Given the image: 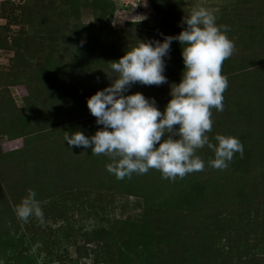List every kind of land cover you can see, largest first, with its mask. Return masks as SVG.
Wrapping results in <instances>:
<instances>
[{
	"label": "rangeland",
	"instance_id": "374dc122",
	"mask_svg": "<svg viewBox=\"0 0 264 264\" xmlns=\"http://www.w3.org/2000/svg\"><path fill=\"white\" fill-rule=\"evenodd\" d=\"M110 2L113 13L106 27L98 19ZM150 2L174 4L163 10L161 22L175 34L194 7L215 10L216 23L228 26L226 34L235 46L221 68L228 78L227 98L234 106L247 105L242 117L212 109L210 140L216 134L236 136L243 156L234 154L221 170L208 166L210 149H198L205 156L204 170L173 182L179 186L191 175L199 183L184 204H166L155 186L142 189L145 179L120 186L99 161H92L98 155L92 157L82 146L70 148L87 154L70 182L55 183L60 177L42 161L59 145L51 146L57 142L52 134L67 147L65 132L90 136L102 127L86 98L110 83L111 60L139 40H161L160 34H167L154 27L160 21ZM258 4L260 0H0V264H264V18ZM97 25L103 27L99 46L111 50L106 62L101 61L104 51L94 57L79 49L83 32ZM170 61L166 58L164 74L172 76L166 75L167 83L134 84L128 91L154 97L163 110L170 85L179 82L183 69V61L177 67ZM55 64L61 67L50 74L47 70ZM70 74L79 86L75 94L69 88L61 96H67L69 106L62 121L41 120L38 113L47 94L55 85L70 84ZM98 77L101 84L92 90L88 85ZM150 171L159 184L166 182L158 170ZM28 189L36 192L42 220L32 216L25 222L16 215Z\"/></svg>",
	"mask_w": 264,
	"mask_h": 264
},
{
	"label": "clouds",
	"instance_id": "9594fccd",
	"mask_svg": "<svg viewBox=\"0 0 264 264\" xmlns=\"http://www.w3.org/2000/svg\"><path fill=\"white\" fill-rule=\"evenodd\" d=\"M216 20L215 10L198 5L182 17L184 26L178 33H161V40H139L137 46L111 60V73L104 71L110 83L86 98L90 114L102 127L90 136L80 130L65 132L68 148L82 146L95 155H107L111 162L106 170L118 180L150 169L169 180L203 171L205 161L197 150L205 146L213 153L208 166L215 169H226L236 153L243 156L238 137L216 134L213 143L208 135L213 127L212 109H224L228 78L221 68L235 47L226 34L228 26ZM174 40L183 45V69L179 82L170 85L169 99L161 110L154 97L128 90L134 84L168 82L166 58ZM15 212L25 222L32 216L42 220L44 215L32 189Z\"/></svg>",
	"mask_w": 264,
	"mask_h": 264
},
{
	"label": "trees",
	"instance_id": "16d2710c",
	"mask_svg": "<svg viewBox=\"0 0 264 264\" xmlns=\"http://www.w3.org/2000/svg\"><path fill=\"white\" fill-rule=\"evenodd\" d=\"M112 3L110 2L109 4L104 5V7L108 9V11L101 13V16L98 19V21L100 22V25L104 24V25H106V27H109V21L111 19L112 13H113V4ZM150 4H151V2H150ZM162 5H164L162 2L159 6H156V4H151V6L153 7L152 9L154 10V12L158 18V21H160L154 27L155 28L157 27L158 29H163L165 31L164 33H167V35H174L175 34L174 32L176 31V29H173V30L170 29L169 30V28H168V30H167V28H165V27L163 28L165 22L164 23L161 22L162 18H163V10L165 8H169V9L174 8V4H173V6L170 4L168 5L167 3L165 6H162ZM258 5L260 6L258 9V12L261 15H263V18H264V0H260V4H258ZM106 15H107V17L105 18ZM94 27L95 28H93L91 30L88 27L83 32L82 39L80 42V43H82V47L79 49L82 51L83 50L84 51L89 50L92 54L94 53V57H96V55H99L101 51H104L103 47L101 48V46H99V40L98 41L96 40L98 36H101V31H102L103 27L102 26L99 27V25L94 26ZM92 30H94V32H92ZM181 47H183V45H180V43L178 41H175V40L172 41L169 56L167 57L169 61L171 60L170 63L172 62V60L174 61V65H176V67L180 64V62L183 61L182 56H181ZM110 52H111V50L106 48V50L103 52L105 57L102 56V58H101L102 62L107 61L106 59H107L108 55H111ZM101 54H102V52H101ZM91 59L94 60L93 58H91ZM101 61L98 64H101L103 66V68L105 70H107L106 69L107 63L102 64ZM74 62L76 64V63H78V60L74 59ZM108 63L109 64L111 63L110 60ZM57 66H58V64H55L52 67H50L47 71L51 74L50 71L54 70L53 68H56ZM58 67H61V66L59 65ZM172 68H173V65H172ZM43 74H42V76H46L45 73H43ZM74 74L77 75V73H74ZM61 75L59 76V78H60L59 82L60 81L63 82V80H61V79H63L64 77H62L63 75L62 76ZM166 75L168 78H172L171 75H168L167 73H166ZM173 76H174V74H173ZM98 78L99 79L94 80L93 84L88 85V87H90L92 90H95V88L99 87L101 84L102 78L101 77H98ZM67 79L70 80V84H67V86H64V85L62 86V84L57 83L58 85L53 86V89H51L49 91V93L47 94L48 96H47L46 100L44 101V105L42 106L40 112L38 113L40 116L39 118L41 120L42 119H46V120L48 119L49 121H51V123H55V121L56 122L62 121L61 118L64 116L63 113L68 109L67 107H69V106L66 105V101L64 100V98H66L67 96L66 97H61V96H64L69 88L70 89L68 91L72 90L73 93L75 94V89H76L75 87L79 86V83L76 84V82H75L77 77H75L73 74H70L69 78H67ZM76 81H78V80H76ZM82 89H83L82 93H86V89H88V88L84 85V86H82ZM52 92H56V93H52ZM229 94H230V91L228 89H226L224 92V95H223V96H225L224 100H223L224 109L221 112L227 113L226 116H229V113H231V114L233 113L238 117H242V114L244 115V110H245L244 108L247 107V105H244L243 102H240V103H238V106H234V103L231 104L230 98H227L229 96ZM36 111L38 112V110H36ZM35 120H36V118H35ZM93 131L95 132V130H93ZM87 132H88V129L86 130V133ZM211 132H213V131H211ZM51 134H52V132H51ZM55 135L56 134H52V136L55 138L54 140H56L57 142H55V141L51 142V146L54 148L55 143H59V145L57 147H55L56 151L52 152L50 157L43 158L42 161L45 160L44 162L46 163L47 167L50 168L52 171H54L58 175V178L60 177L59 179L56 180L55 183H60L61 181H64V180H66L64 182H68V181L70 182L73 179L72 174L74 176V174H76L78 169L81 171V169H82L81 168V165H82L81 160L85 159L84 157L87 154L85 153V154L81 155V154H78L77 152H75L73 149H69L68 148L69 146L63 147L62 146L63 141L61 139H58L57 137H55ZM213 143H215V140L213 141ZM76 149H78V148H76ZM85 151H88L87 153H90L91 155L93 154L91 152V149H85ZM200 151L201 150L197 151V154L200 155L203 159H205V156H203ZM76 155L79 157L78 161H76V159L74 158ZM93 155H92V157H93ZM92 161H94V162L99 161L100 164L102 165V167L104 168L102 171L104 173H106L107 175L111 176L112 178H115L114 181L124 188H128V186H131L132 183L136 182L137 180L145 179V182H144L145 185L142 186V184H140L139 187L148 191V189H150L151 187L153 188L155 186L156 189L154 191L159 190L160 195H162L163 199H165L166 204L170 203V202L171 203L179 202V203L184 204L188 199H191L188 195L191 194L192 190L194 191L196 188L198 190L200 187L199 183H197L196 179H194L195 176H191V175L187 180H185L186 182L181 183V181H180L179 186L173 185L174 180H169V179H166V182L163 185H161V184H159L157 179L154 178L155 177L153 175L154 171H152V172L150 171V172H147L144 174H139V175L134 173L131 177H125L124 179L119 180L117 182L116 177L112 173H109L106 170V165L111 162L110 158L107 155L100 154V155H98V157H96V156H95V158L93 157ZM235 169H237V168H235ZM42 186L44 187V183H42ZM133 193L135 195H138V193H136L135 191H133Z\"/></svg>",
	"mask_w": 264,
	"mask_h": 264
}]
</instances>
